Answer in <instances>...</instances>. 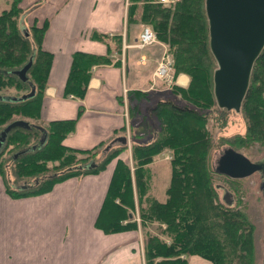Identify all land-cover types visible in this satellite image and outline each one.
<instances>
[{"label":"trees","instance_id":"trees-1","mask_svg":"<svg viewBox=\"0 0 264 264\" xmlns=\"http://www.w3.org/2000/svg\"><path fill=\"white\" fill-rule=\"evenodd\" d=\"M19 2L10 0L0 10V95L21 97L32 89L34 92L19 101L0 99V132L14 120H25L30 125L11 129L0 148V175L11 198L41 195L70 177L99 173L126 147L116 143L101 154L105 144L89 149L64 145L63 139L74 132L84 111L82 105L76 118L41 121V102L53 60L52 53L42 48L48 22L22 26L24 10ZM138 22L152 27L157 39L166 43L174 75H188L185 88L175 85L173 89L196 109L161 99L151 108L160 127L152 129L149 124L147 132H140L146 133L147 138L143 136L132 145V166L121 159L116 161L95 226L105 234L135 230L137 207L144 229L145 264H187L191 255L207 258L213 264H254V226L249 214L238 202V196L236 205L234 201L222 203L217 189L223 185L215 184L217 178H224L226 185L234 187L240 181L219 174L210 163L206 124L212 113L207 109H214V117L222 116L223 121L228 111L218 107L213 97L216 68L209 44L205 0H172L165 4L157 0H129L126 23ZM90 36L105 41L108 51L105 55L83 51L72 54L65 98L84 99L94 67L121 66L120 59L111 56L112 50L121 56V35L92 31ZM109 36L114 46H110ZM198 54L204 57L197 60ZM30 59L27 80L23 81L15 72ZM137 91L133 93L141 94ZM201 106L206 111H198ZM239 111L244 116L245 132L236 134L228 145L235 150L256 141L264 145V47L252 66ZM165 152L171 156L170 181L165 197L158 199L153 193L154 172L149 164L154 156ZM52 162L56 164L49 167ZM146 222L163 223L165 227L148 232L144 228Z\"/></svg>","mask_w":264,"mask_h":264},{"label":"crops","instance_id":"crops-1","mask_svg":"<svg viewBox=\"0 0 264 264\" xmlns=\"http://www.w3.org/2000/svg\"><path fill=\"white\" fill-rule=\"evenodd\" d=\"M128 4L129 0L19 2L24 10L22 26L48 22L42 48L52 53L53 60L41 102V121L76 118L79 106H84L74 132L63 139L68 147L89 149L107 144L128 125L125 61L130 60L129 52L135 55L136 51L127 45L139 38L143 28L126 23ZM92 31L122 36L121 66L94 67L84 99L65 98L72 54L105 55L108 51L105 41L90 36ZM148 50L136 52L140 60L149 56ZM111 55L114 58L113 52ZM181 81L185 86L188 77L182 75ZM114 165L109 163L98 174L58 182L47 193L20 198L5 193L0 175V264H144L136 231L105 234L95 227ZM204 263L212 264L198 256L188 260V264Z\"/></svg>","mask_w":264,"mask_h":264},{"label":"rangeland","instance_id":"rangeland-1","mask_svg":"<svg viewBox=\"0 0 264 264\" xmlns=\"http://www.w3.org/2000/svg\"><path fill=\"white\" fill-rule=\"evenodd\" d=\"M8 5L9 3L7 4L5 0H0V10H2L3 8H6ZM134 24H138L143 27L148 26L149 28L152 29V27H150L149 25H146L141 22L134 23ZM152 33L155 34L153 29H152ZM154 37L152 38L151 42L146 43L147 45L148 44L150 45L142 49L136 48L137 46L135 47L136 42H133L132 44L127 45L128 49H131V50L133 49L136 52L138 50H141V52H144L145 49L149 47V50H148L149 56L146 57V59L140 60L136 52H135V55L131 54L134 52H129L128 58H130L131 62L130 60L125 61L126 62L125 64L126 80L123 86V93L125 95L126 104H127L126 115L128 119V125L124 128V131L119 132L120 135H117V136H125L127 138V143H126V147L123 150H121L118 156L112 159L109 163L115 162L116 164V161L118 159H121V160H124L125 163H127L128 165L132 166V161H133L132 145L134 144V142H138L146 134V133L142 134L143 132L142 133L140 132L141 131L147 132L150 129L149 124L152 129L154 128L157 129L160 127L159 120L151 112V108L154 107L155 104L160 99L173 101L174 103L178 105H183V106L186 105V106L196 109V106L190 104L182 95L174 92L173 87L175 85L177 86L182 85L181 87L185 88L189 83V77L184 72H178L177 74L174 75L173 67H172L173 60L168 52L166 43L159 41L155 35ZM107 40L111 42L110 46L112 45L114 46L113 39H111L110 36ZM112 52L114 53V59L115 60L120 59L121 61L122 56H118L114 50H112ZM199 56L204 57V54H198L197 60ZM168 57L171 60V66H170L171 68L170 67L169 68L170 70L172 69V76H173V80L171 82H167L164 79H162L161 77H164V76L159 74V72L157 71V67H158L157 65L160 62V60H162L163 58L165 60ZM129 63L131 67L129 66ZM214 65H215V68H217V63L215 61H214ZM132 66L135 67V69H132ZM136 66L141 67V69ZM170 70H169V75H170ZM182 75L183 76L185 75L188 77V82L185 86H183V84L181 83ZM213 88H214V84H213V78H212V90ZM136 90H138L137 92H141V94L133 93ZM213 97L215 100L214 94H213ZM202 109L203 107L201 106V109L198 108L197 110L200 112L206 111L205 109L203 110ZM213 110L214 109H210V108L207 109V112H210L212 114L211 116L209 115V118L206 124V133H207L206 137L209 139V142H210V145L208 143V150H210L209 153L211 154L210 163L215 168V160L217 159L219 154L222 152L224 148L231 147L228 145L229 141L232 140L236 134H239V133L243 134L245 132V124H244V116L240 111L236 112L234 110H230L226 112V120L223 121L222 116L219 119L217 116L214 117ZM216 111L217 113H219V108L216 109ZM138 125H139V128L137 129L136 127ZM136 129H137V132H136ZM144 138L146 139L147 136H144ZM107 144L105 145L107 146ZM114 145L116 144H113L111 147H113ZM106 146L101 148L102 149L101 154L106 153V151H104L105 150L104 148ZM237 150L243 153L251 161H259L264 158V145H260L258 141L253 142L252 144H249L246 147L240 148ZM99 156L100 155H98V157ZM170 158L171 156H169V154L165 152V153L154 156L153 162L149 164L151 165V168L154 172L153 173V184H154L153 193L158 199H163L165 197V188L170 181V173H171V164L169 160ZM53 164H56V163H53V162L48 163V166L51 167ZM79 177H82V176H79ZM29 179H32V178H29ZM224 181H225L224 178H217L215 181V184L223 185V187H219L217 189L219 200L224 204L225 203L232 204L234 201L233 203L234 205L237 204V200H238V202H240L241 204L245 206L246 211L248 212L251 222L254 226V230H253V246H254V251H255L254 264H262L263 257H264V191L262 188L261 174L259 172H256L250 176L240 178L239 179L240 184L238 187L226 185V182ZM225 188L228 191H226ZM237 196H238V199H237ZM134 220L137 223V226L135 230H130V231H136L135 233H137L140 238V243L142 244V250H143L142 230L144 231V229L140 224L141 221L138 216L137 207H136V212L134 214ZM145 225L146 226L144 228H146L148 232H153V231L158 232L160 228L164 229L165 227L163 223H158V222L156 224L146 222ZM191 256H198L202 259H205L199 255H191ZM191 256L187 258V264ZM205 260H208L209 262H211L207 258ZM144 264H145V261H144Z\"/></svg>","mask_w":264,"mask_h":264},{"label":"water","instance_id":"water-1","mask_svg":"<svg viewBox=\"0 0 264 264\" xmlns=\"http://www.w3.org/2000/svg\"><path fill=\"white\" fill-rule=\"evenodd\" d=\"M205 11L210 49L217 63L213 73L215 100L218 107L238 112L248 87L252 66L264 47V0H205ZM31 62L30 59L22 69L15 72L23 81L27 80L26 71ZM33 92L32 89L21 97L0 95V99L19 101L30 97ZM15 127L29 128L30 125L20 119L8 123L0 132V148L7 133ZM116 143L124 145L127 138L115 137L104 151ZM215 170L234 179L259 172L264 191V158L251 161L243 153L227 147L215 160Z\"/></svg>","mask_w":264,"mask_h":264},{"label":"built area","instance_id":"built-area-1","mask_svg":"<svg viewBox=\"0 0 264 264\" xmlns=\"http://www.w3.org/2000/svg\"><path fill=\"white\" fill-rule=\"evenodd\" d=\"M157 2H161V3L165 4V3L171 2V0H157ZM154 35L155 34L152 33L151 28H149L148 26H144L142 28L140 35H139V38L135 41L136 42L135 47L137 46L136 48L142 49L146 46H149L150 44L147 45L146 43L151 42ZM168 58L165 60H164V58L162 60H160V62L157 65L158 66L157 71L159 72V74L164 76V77L160 76L162 79H164L167 82H171L173 80V76H172V69L170 70L171 60H170V58L169 59ZM169 70H170V75H169Z\"/></svg>","mask_w":264,"mask_h":264}]
</instances>
